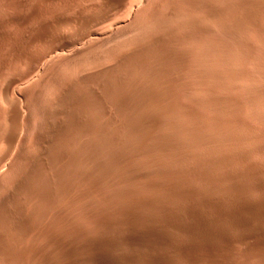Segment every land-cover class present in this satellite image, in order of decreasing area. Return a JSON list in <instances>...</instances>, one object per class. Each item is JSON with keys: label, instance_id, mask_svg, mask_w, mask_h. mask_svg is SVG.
<instances>
[{"label": "rangeland", "instance_id": "rangeland-1", "mask_svg": "<svg viewBox=\"0 0 264 264\" xmlns=\"http://www.w3.org/2000/svg\"><path fill=\"white\" fill-rule=\"evenodd\" d=\"M263 91L264 0H0V264H148L192 242L195 213L164 196L264 184ZM236 245L215 263L264 264V243Z\"/></svg>", "mask_w": 264, "mask_h": 264}, {"label": "bare ground", "instance_id": "bare-ground-1", "mask_svg": "<svg viewBox=\"0 0 264 264\" xmlns=\"http://www.w3.org/2000/svg\"><path fill=\"white\" fill-rule=\"evenodd\" d=\"M49 3V2H48ZM139 6V5H138ZM66 23V22H65ZM59 24V23H58ZM61 24H64V23H61ZM62 26V25H61ZM60 30V29H59ZM222 42H224V41H222ZM221 43V42H220ZM236 43V42H235ZM217 45V44H216ZM77 47V46H76ZM75 47V48H76ZM74 48V47H73ZM73 48H71V49H73ZM74 48V49H75ZM79 48V47H78ZM82 48H85V47H82ZM62 49V48H61ZM68 49V48H67ZM66 49V50H67ZM70 49V48H69ZM73 49V50H74ZM54 51V50H53ZM58 50H56V52H57ZM62 51H64V50H62ZM71 51V50H70ZM238 52V51H237ZM45 53V52H44ZM49 53V52H48ZM63 53H65V52H63ZM62 53V54H63ZM38 55H40V54H38ZM42 55H44L43 53H42ZM57 55H59L58 54V52H57ZM213 55V54H212ZM48 56V55H47ZM50 56V55H49ZM60 56V55H59ZM58 56V57H59ZM208 56V55H207ZM228 56V55H227ZM238 56V55H237ZM40 57V56H39ZM38 57V58H39ZM224 57V56H223ZM235 57V56H234ZM37 58V57H36ZM216 58V57H215ZM228 58V57H227ZM230 58V57H229ZM228 58V59H229ZM41 59V58H40ZM39 59V60H40ZM46 59V58H45ZM51 59V58H50ZM211 59V58H210ZM234 59V58H233ZM42 60V59H41ZM207 60V59H206ZM221 60V59H220ZM232 60V59H231ZM223 62H225V61H223ZM228 62V61H227ZM236 62H238V61H236ZM43 63V62H42ZM204 63V62H203ZM230 63V62H229ZM233 63V62H232ZM228 65V64H227ZM39 67V66H38ZM212 68V67H211ZM220 68V67H219ZM232 68H234V67H232ZM260 68V67H259ZM215 69V68H214ZM207 70V69H206ZM223 71V70H222ZM206 72V71H205ZM225 73V72H224ZM39 74V73H38ZM210 74V73H209ZM222 75V74H221ZM217 76H218V74H217ZM234 76V77H233ZM231 77H233V78H235V75L233 74V75H231ZM222 78V77H221ZM220 78V79H221ZM240 78V77H239ZM212 78H209V79H207V80H211ZM241 79V78H240ZM206 80V81H207ZM235 80V79H234ZM236 80H237V76H236ZM243 80H244V78H243ZM261 80V79H260ZM228 81V80H227ZM248 81V80H247ZM208 82V81H207ZM236 82V81H235ZM214 83V82H213ZM212 82L210 83L209 82V84H213ZM230 83V82H229ZM6 84V83H5ZM59 84V83H58ZM208 83H206V85H207ZM219 84V83H218ZM249 84V83H248ZM260 84V83H259ZM210 85V86H211ZM216 86H217V83H216ZM227 86V85H226ZM205 87H207V86H205ZM212 87V86H211ZM211 87H208L209 88V90H210V88ZM256 87V86H255ZM259 87V86H258ZM230 88V87H229ZM203 89H206V88H203ZM221 89V88H220ZM225 89V88H224ZM232 89V88H231ZM207 90V89H206ZM257 91V90H256ZM3 92V91H2ZM52 92V91H51ZM235 92V91H234ZM264 92V91H263ZM7 93H9V92H7ZM202 93V92H201ZM259 93V92H258ZM5 94H6V92H5ZM5 94H3L4 96H5ZM219 94V93H218ZM261 94V93H260ZM208 95V94H207ZM211 95V94H210ZM258 95V94H257ZM3 96V97H4ZM6 96H7V98L6 99H8V96L9 95H7L6 94ZM212 96V95H211ZM249 96V95H248ZM264 96V95H263ZM208 97V96H207ZM220 97V96H219ZM237 97V96H236ZM239 97V96H238ZM241 97V96H240ZM247 97V96H246ZM245 97V98H246ZM262 97V96H261ZM182 98V97H181ZM259 98V97H258ZM264 98V97H263ZM17 99H19L18 97H17ZM47 99V98H46ZM183 99V98H182ZM201 99V98H200ZM215 99V98H214ZM242 99V98H241ZM247 99V98H246ZM252 99V98H251ZM9 100H12L13 101V98L11 99V97L9 96ZM189 100V99H188ZM198 100V99H197ZM222 100V99H221ZM244 100V99H243ZM254 100V99H253ZM258 100V99H257ZM143 101V100H142ZM195 101V100H194ZM194 101H191V102H194ZM212 101V100H211ZM210 101V102H211ZM11 102V101H10ZM16 102H18V101H16ZM37 102V101H36ZM147 102V101H146ZM153 102V101H152ZM185 102V101H184ZM190 102V101H189ZM249 102H250V100H249ZM7 103H8V105H9V102H8V100H7ZM22 103V102H21ZM49 103V102H48ZM145 103V102H144ZM180 103H183V102H180ZM214 103V102H213ZM212 103V104H213ZM245 103V102H244ZM260 103V102H259ZM12 104V103H11ZM215 104V103H214ZM232 104V103H231ZM236 104L238 105V103L236 102ZM249 104V103H248ZM251 104V103H250ZM261 104H263V103H261ZM198 105V104H197ZM203 105H205V104H203ZM216 105V104H215ZM240 105V104H239ZM256 105V104H255ZM20 106H22V105H20ZM193 106H195V104L193 105ZM218 106V105H217ZM43 107H44V105H43ZM176 107V106H175ZM204 107V106H203ZM219 107V106H218ZM240 107V106H239ZM11 108V107H10ZM23 108V107H22ZM25 108V107H24ZM45 108V107H44ZM185 108V111L186 110H189L187 107H184ZM196 108V107H195ZM208 108V107H207ZM256 108V107H255ZM219 109H221L220 107H219ZM11 110V109H10ZM20 110H24V109H20ZM43 110H45V109H43ZM202 110V109H201ZM208 110V109H207ZM210 110V109H209ZM8 111H9V109H8ZM25 111V110H24ZM184 111V112H185ZM203 111V110H202ZM211 111V110H210ZM13 112V111H12ZM191 112V113H190ZM196 112V111H195ZM204 112V111H203ZM203 112H201V111H199V114L200 113H203ZM209 112V111H208ZM218 112V111H217ZM226 112V111H225ZM25 113V112H24ZM42 113V112H41ZM170 113V112H169ZM176 113V112H175ZM186 113V112H185ZM190 113V115L192 114V111H189L188 113H187V115ZM198 113V112H197ZM214 113V112H213ZM246 113V112H245ZM244 113V114H245ZM14 114V113H13ZM19 114H20V112H19ZM209 115H208V117L209 116H211V115H215L216 116V114H212L211 112H209L208 113ZM211 114V115H210ZM223 114V113H222ZM247 114H249V113H247ZM23 115V114H22ZM22 115H21V117H22ZM26 115V114H25ZM177 115H179V112L177 111ZM182 115H183V113H182ZM189 115V117L191 118L192 117V115L190 116ZM201 115V114H200ZM219 116H220V114H218ZM224 115V114H223ZM227 115V114H226ZM249 115H251V114H249ZM5 116H6V114H5ZM172 116H174L173 114H172ZM171 116V117H172ZM206 116H207V112H206V115H204V117L206 118ZM222 116V115H221ZM221 116H220V118H221ZM231 116V115H230ZM238 116H239V114H238ZM257 116V115H256ZM208 117H207V119H208ZM223 117H225V115L223 116ZM253 117H254V115H253ZM4 118V117H3ZM43 118V117H42ZM175 118V117H174ZM176 118H177V116H176ZM193 118H194V116H193ZM193 118H191V119H193ZM196 118V117H195ZM195 118H194V120H195ZM212 118V117H211ZM240 118V119H239ZM239 118L238 119H236V120H238V121H240L241 120V115L239 116ZM249 118V117H248ZM251 118V117H250ZM24 119H25V116H24ZM182 119H183V117H182ZM213 119V118H212ZM217 119H219L218 117H217ZM222 119V118H221ZM221 119H219V121H221ZM230 119L232 120V118H229V120H228V117H227V121L229 122L230 121ZM253 119V118H252ZM258 119H260V118H257V120ZM21 120H23V119H21ZM179 120V119H178ZM201 120V119H200ZM204 120V118L201 120V121H203ZM209 120V119H208ZM153 121V120H152ZM171 121V120H170ZM169 121V122H170ZM190 121H192V122H194L193 120H190ZM204 121H206V120H204ZM203 121V122H204ZM210 121V120H209ZM224 121V120H223ZM255 121V120H254ZM129 122V121H128ZM206 122H208V121H206ZM214 122H215V120H214ZM222 122V121H221ZM234 122V121H233ZM256 122V121H255ZM261 122V121H260ZM8 123V122H7ZM30 123V122H29ZM168 123V122H167ZM191 123V122H190ZM202 123V122H201ZM211 123H213V122H211ZM210 122H209V124L208 123H206L207 124V126H209L210 124H211ZM241 123V122H240ZM251 123H253L252 121H251ZM259 123V122H258ZM21 124H24V123H22L21 122ZM194 124L196 125V124H199V123H193V125L192 126H194ZM206 124L204 123L203 125L204 126H206ZM215 124H216V122H215ZM214 124V125H215ZM230 124H231V122H230ZM233 124V123H232ZM234 124H235V122H234ZM166 126H167V124H165ZM200 125V124H199ZM214 125H212V127H213V130H214ZM217 125H218V123H217ZM21 126H24V125H21ZM20 126V124H19V127H21ZM196 126H198V125H196ZM224 126V123L223 124H221V127H223ZM242 126V125H241ZM5 127H7V125L5 126ZM9 127V126H8ZM8 127L4 130L5 132H7L8 130ZM132 127V126H131ZM199 127V126H198ZM209 127H211V126H209ZM220 127V124L218 125V127H216V128H219ZM221 127H220V129H221ZM250 127V126H249ZM259 127V126H258ZM23 128V127H22ZM180 128H182V126L180 127ZM197 128V127H196ZM200 128H201V126H200ZM205 128V127H204ZM204 128H202V129H204ZM241 128H243V127H241ZM209 128H207V130H208ZM210 129H212V128H210ZM220 129H218V132H219V130ZM247 129V128H246ZM259 129H261V128H259ZM7 130V131H6ZM10 131H8V132H11V128L9 129ZM131 130V129H130ZM134 130V129H133ZM235 130V129H234ZM262 130V129H261ZM264 130V129H263ZM260 131V132H263L264 133V131ZM15 131H16V127L14 126V128H13V130H12V133H8L9 135L6 137V142L8 143V145L9 144H11L12 145V141H13V138H15L14 137V133H15ZM217 131V130H216ZM259 131V130H258ZM3 132V131H2ZM4 132V133H5ZM209 132V131H208ZM207 132V133H208ZM217 132V133H218ZM6 133V134H7ZM215 133V132H214ZM182 134V133H181ZM211 134V133H210ZM261 134V133H260ZM217 135V134H216ZM1 136V135H0ZM2 137V136H1ZM1 137H0V140H1ZM263 137H264V135H263ZM37 138V137H36ZM189 138V137H188ZM187 138V139H188ZM252 138H254V137H252ZM21 139H23L22 138V136H21ZM39 139H40V137H39ZM258 139V138H257ZM3 140V139H2ZM1 140V142H3ZM5 140H4V142H5ZM15 140H17L16 138H15ZM222 140V139H221ZM255 140V139H254ZM261 140V139H260ZM252 141V140H251ZM13 142H15V141H13ZM229 142V141H228ZM262 142V141H261ZM264 142V141H263ZM262 142V143H263ZM17 143H19V141H17L16 143H13L14 145H16ZM251 143H253V142H251ZM3 144V143H2ZM179 144V143H178ZM250 144V143H249ZM254 144V143H253ZM10 145V146H11ZM14 145H12L11 147L13 148V146ZM144 145V144H143ZM262 145V144H261ZM7 146V145H6ZM148 146V145H147ZM212 146V145H211ZM240 145H238L237 147H239ZM250 146V145H249ZM263 146V145H262ZM8 147V146H7ZM11 147H10V149H8L9 151H11L12 149H11ZM145 147V146H144ZM241 147V146H240ZM246 147V146H245ZM256 147V146H255ZM1 148V147H0ZM112 148H114V147H112ZM112 148H110V149H112ZM142 148H143V146H142ZM159 148V147H158ZM226 148V147H225ZM242 148V147H241ZM115 149V148H114ZM141 149V148H140ZM236 149V148H235ZM1 150V149H0ZM6 150V149H5ZM22 150V149H21ZM28 150V149H27ZM31 150V149H30ZM29 150V151H30ZM35 150V149H34ZM238 150V149H237ZM190 151V150H189ZM188 151V152H189ZM193 151V150H192ZM207 151L209 152V150H208V148H207ZM211 151V150H210ZM213 151V150H212ZM231 151V150H230ZM229 151V152H230ZM239 151H241V150H238V152ZM4 152V151H3ZM24 152V151H23ZM197 153H198V151H196ZM204 153H205V151H203ZM237 152V153H238ZM250 152V151H249ZM260 152L261 151H259V154H260ZM12 153V152H11ZM11 153H9V155H10V158H11ZM20 153V152H19ZM27 153V152H26ZM25 153V154H26ZM190 153V152H189ZM231 153H233V149H232V152ZM230 153V154H231ZM254 153V152H253ZM262 153V152H261ZM24 154V153H23ZM195 154V153H194ZM201 154H202V152H201ZM206 154H208V153H206ZM249 154H251V153H249ZM255 154V153H254ZM9 155H8V157H9ZM143 155V154H142ZM183 155H185V154H183ZM209 155V154H208ZM208 155H207V157H208ZM234 155V154H233ZM232 154H231V156H232V158H231V160L233 159L234 160V156H233ZM240 155V154H239ZM247 155V154H246ZM257 155V154H256ZM261 155V154H260ZM263 155V154H262ZM14 156V155H13ZM19 156V155H18ZM22 157H23V155H21ZM159 156V155H158ZM160 156L161 157H163L161 154H160ZM189 156V155H188ZM203 156V155H202ZM205 156V155H204ZM224 156V155H223ZM248 156V155H247ZM1 157H2V155H1ZM5 157H7V156H5ZM34 157V156H33ZM146 157L148 158V156L146 155ZM196 157V156H195ZM200 157L201 156H199V158L198 159H200ZM206 157V156H205ZM230 157V156H229ZM257 157V156H256ZM16 158V157H15ZM135 158V157H134ZM150 158V157H149ZM156 158V157H155ZM165 158V157H164ZM197 158V157H196ZM195 158V159H196ZM208 158H210V157H208ZM240 158H241V156H240ZM7 159V158H6ZM25 159V158H24ZM126 159V158H125ZM138 159V158H137ZM201 159H204V157H202ZM201 159H200V161H201ZM214 159V158H213ZM229 159V158H228ZM239 159V158H238ZM246 159V158H245ZM260 159V158H259ZM263 160H264V158H262ZM262 159H260L259 161H261ZM5 160V159H4ZM139 160V159H138ZM151 160H152V158H151ZM180 159H178V161H179ZM208 160V159H207ZM207 160H205V161H207ZM247 160V159H246ZM140 161V160H139ZM153 161V160H152ZM152 161H150V162H152ZM176 161V160H175ZM196 161H198V160H196ZM205 161H204V163H205ZM239 163H241V161H239V160H237ZM237 161H234V162H237ZM244 161V160H243ZM242 161V163L243 164H245L244 162ZM255 161H257V160H255ZM19 162V161H18ZM138 162V161H137ZM231 162V161H230ZM233 162V161H232ZM237 162V163H238ZM250 162V161H249ZM248 162V163H249ZM252 162V161H251ZM264 162V161H263ZM139 163V162H138ZM138 163H135V164H138ZM161 162H159V164H160ZM176 163V162H175ZM199 163V162H198ZM203 163V164H204ZM262 163V162H261ZM24 164V163H23ZM162 164V163H161ZM203 164H201V165H203ZM231 164H233V163H231ZM251 164V163H250ZM255 164V163H254ZM257 164V163H256ZM264 164V163H263ZM19 165V164H18ZM175 165V167L178 165L177 163L176 164H174ZM209 165V164H208ZM216 165V164H215ZM246 165V164H245ZM253 165V164H252ZM260 165V164H259ZM1 166V165H0ZM135 166V168L137 169V167L136 166H138V165H134ZM139 166H140V164H139ZM159 167H160V165H158ZM179 166V165H178ZM180 166H183V163L182 164H180ZM179 166V167H180ZM187 165H184V167H186ZM197 166H199V164H197ZM247 166V165H246ZM264 166V165H263ZM262 166V167H263ZM121 167V166H120ZM142 166H140L139 168H141ZM165 167H167V166H164V168ZM174 167V168H175ZM204 167V166H203ZM243 167H245V166H243ZM256 167H259V166H256ZM127 168V167H126ZM138 168V169H139ZM162 169V168H159L161 171H163V170H165L166 172H167V170H166V168L165 169ZM177 168V167H176ZM175 168V169H176ZM181 169H184L183 167H180ZM205 168V167H204ZM241 168V167H240ZM253 168V167H252ZM143 169V168H142ZM158 168H157V170H158V172L160 171ZM172 169L173 171H171V175L172 174H174L176 171H177V173H179V171H178V169ZM180 169V170H181ZM199 169H200V166H199ZM241 169H243L244 170V168H241ZM259 169V168H258ZM261 169V168H260ZM15 170V169H14ZM127 170V169H126ZM139 170H141V169H139ZM186 169H184L183 170V172H185V173H187L186 171H185ZM189 170V169H188ZM201 170H203V168L201 169ZM135 171V170H134ZM161 171H160V173H159V176L161 175ZM165 171H163V174H165ZM206 171H207V169H206ZM137 172V171H136ZM140 172V171H139ZM138 172V174H140ZM173 172V173H172ZM195 172V171H194ZM242 172V171H241ZM244 172V171H243ZM134 173L135 172H133L132 173V176L134 175ZM192 173V172H191ZM153 174H155V175H157L156 174V172L155 173H153ZM162 174V175H163ZM166 174H168V173H166ZM165 174V175H166ZM182 174H184V173H182ZM188 174V173H187ZM194 174V173H193ZM195 174H197V172L195 173ZM194 174V175H195ZM236 174V173H235ZM160 176V177H163V176ZM184 175H186V174H184ZM136 176H137V174H136ZM243 176L246 178V181H247V179L250 181L249 182V185L247 186V187H242V186H240L239 184H237V183H235V182H233V180H231V179H227L226 180V185L228 186V191H225V190H221V196H220V199H215V198H213V197H210V196H208V193H207V195H194V194H192V193H184V192H178V193H174V194H166L165 196H164V198L166 199V200H183V201H185V203H186V205H188L189 206V210H188V214H191V215H193L194 213H195V215H196V217H197V223H196V225H186V226H180V228L182 229V230H184V231H186L187 233H189L192 237H193V240H192V242H190V243H188V242H182L181 240L180 241H174L173 242V245H172V248H173V251H172V253L171 254H169V255H161V254H156V255H150V261H149V263L148 264H202V262L204 261V259H208L209 260V264H216L215 263V260H214V258L215 257H217V256H219V255H223L224 257H226V258H229V257H231V255H232V253H233V251H234V246L236 245V244H239V243H241V242H243L244 240H248V239H253V240H256L257 241V243H264V232L261 230V229H258V228H256V227H254L253 225H252V223H251V219H260L261 221H264V203H254V202H252V201H250V199H249V196H250V194H252V193H254V192H260V193H263L264 194V184H263V182H261V180L259 179V177L257 176V174H256V172L254 171V170H252V169H248V170H246L245 172H244V174H243ZM103 177V176H102ZM138 177V176H137ZM140 177V176H139ZM170 177V176H169ZM173 177H174V175H173ZM196 177V176H195ZM213 177V176H212ZM221 177V176H220ZM165 178V177H164ZM113 179V178H112ZM122 179H123V177H122ZM163 179V178H162ZM168 179H170V178H168ZM172 179V178H171ZM186 179V178H185ZM138 180H140V179H138ZM147 180H149V179H147ZM187 180V179H186ZM185 180V181H186ZM191 180V179H190ZM141 181V180H140ZM140 181H138V182H140ZM170 181V180H169ZM188 181V180H187ZM216 181V180H215ZM245 181V180H244ZM128 182V181H127ZM137 182V181H136ZM145 182H147L146 180H145ZM144 182V183H145ZM163 182V181H162ZM165 182H167V181H165ZM171 182V181H170ZM177 182H179V180L177 181ZM210 182V181H209ZM150 183V182H149ZM149 183H147V185H146V183H145V185L146 186H151V184L149 185ZM156 183V182H155ZM190 183V182H189ZM6 184V183H5ZM138 184V183H137ZM167 184V183H166ZM142 185H143V183H142ZM144 185V186H145ZM168 186H170V185H168ZM224 186H225V182H223V188H224ZM167 187V186H166ZM165 187V188H166ZM210 187H212V186H210ZM125 188V187H124ZM171 188V187H170ZM161 189H163V188H161ZM211 189V188H210ZM119 190V189H118ZM57 191V190H56ZM124 191V190H123ZM163 191V190H162ZM225 191V192H224ZM117 192V191H116ZM140 192V191H139ZM144 192V191H143ZM135 193V192H134ZM148 193V192H147ZM143 194V193H142ZM121 195V194H120ZM120 195H118V196H120ZM133 196L135 195V194H132ZM137 195V194H136ZM214 196V195H213ZM254 196V195H253ZM136 197V196H135ZM137 197H138V195H137ZM140 197V196H139ZM256 197V196H255ZM259 197V196H258ZM123 198V197H122ZM134 198V197H133ZM53 199V198H52ZM137 199V198H136ZM150 199V198H149ZM257 199V198H256ZM120 200V199H119ZM119 200H117V201H119ZM264 200V199H263ZM125 201V200H124ZM132 201V200H131ZM120 202V201H119ZM168 202V201H167ZM171 204V203H170ZM125 205V204H124ZM119 206V205H118ZM122 206V205H121ZM120 207V206H119ZM159 207V206H158ZM97 208V207H96ZM173 208V207H172ZM124 209V208H123ZM187 209V208H186ZM117 210H118V207H117ZM122 210V209H121ZM126 210V209H125ZM202 210H204L205 212H207V213H209V214H211L212 216H215V219L214 220H208V219H206L203 215L204 214H202ZM149 211V210H148ZM160 211V210H159ZM90 212V211H89ZM98 212V211H97ZM104 213V212H103ZM206 213V214H207ZM186 214V213H185ZM104 215V214H103ZM107 215H108V213H107ZM112 215V214H111ZM110 215V216H111ZM154 215V214H153ZM161 216H164V218H165V216H166V220H165V222L167 223V224H169V225H174L171 221H169L170 220V216L167 214V213H163V214H161ZM158 217V216H157ZM88 218V217H87ZM101 218H103V217H101ZM178 218V217H177ZM184 218V217H183ZM83 219V218H82ZM108 219V218H107ZM150 219V218H149ZM210 219V218H209ZM85 220V219H84ZM103 220V219H102ZM148 220V219H147ZM99 221V220H98ZM129 221V220H128ZM93 222V221H92ZM147 222V221H146ZM149 222V221H148ZM222 222H224L225 224H227V225H223L222 224ZM79 223H81V222H79ZM102 224V223H101ZM192 224V223H191ZM260 225H262V224H260ZM76 226V225H75ZM99 227V226H98ZM150 227V226H149ZM178 228V227H177ZM166 229H168V228H166ZM180 231V230H179ZM175 232V231H174ZM182 232V231H181ZM233 234V235H232ZM185 235V234H184ZM187 237V236H186ZM160 238L162 239V240H166V238L165 237H163V236H161L160 235ZM181 238V237H180ZM78 239V238H77ZM198 242V243H195L196 241ZM189 241V240H188ZM55 243V242H54ZM85 243V242H84ZM171 245V244H170ZM258 245V244H257ZM237 246V245H236ZM264 246V245H263ZM263 249V248H262ZM170 251V250H169ZM168 253V252H167ZM123 257V256H122ZM239 257V256H238ZM125 258V257H124ZM237 263V262H236ZM134 264H135V262H134ZM145 264V263H144ZM204 264V263H203Z\"/></svg>", "mask_w": 264, "mask_h": 264}]
</instances>
